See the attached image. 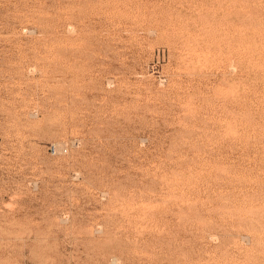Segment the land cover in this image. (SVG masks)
Returning a JSON list of instances; mask_svg holds the SVG:
<instances>
[{
  "label": "rangeland",
  "instance_id": "rangeland-1",
  "mask_svg": "<svg viewBox=\"0 0 264 264\" xmlns=\"http://www.w3.org/2000/svg\"><path fill=\"white\" fill-rule=\"evenodd\" d=\"M0 264H264V0H0Z\"/></svg>",
  "mask_w": 264,
  "mask_h": 264
}]
</instances>
